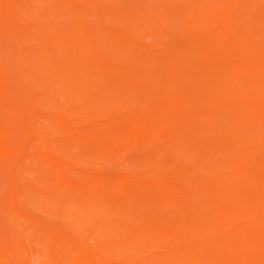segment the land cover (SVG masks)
<instances>
[{"label": "rangeland", "instance_id": "374dc122", "mask_svg": "<svg viewBox=\"0 0 264 264\" xmlns=\"http://www.w3.org/2000/svg\"><path fill=\"white\" fill-rule=\"evenodd\" d=\"M0 4V264H54L50 253L65 244L84 249L88 264H264L259 245L203 246L193 232L227 202L264 215L253 187L210 180L232 163L251 167L245 143L257 147L251 158L264 167V111L261 117L242 108L264 104V80L247 69L193 73L191 80H203L191 84L178 79L189 56L203 59L201 51L217 66L250 62L264 77V0ZM95 59L104 68L90 66ZM78 61L87 65L82 72L72 69ZM171 61L161 77L145 66ZM119 70L135 84L119 79ZM173 105L179 112L170 125L91 133L119 115ZM52 111L70 129L49 117ZM121 174L129 176L126 189L107 184ZM247 214L251 234L264 240ZM124 216L135 226L174 231L130 246L95 227ZM218 233L233 237L230 228Z\"/></svg>", "mask_w": 264, "mask_h": 264}, {"label": "bare ground", "instance_id": "6f19581e", "mask_svg": "<svg viewBox=\"0 0 264 264\" xmlns=\"http://www.w3.org/2000/svg\"><path fill=\"white\" fill-rule=\"evenodd\" d=\"M1 4L3 5V3ZM226 29L227 28H225V30ZM59 52L62 53L63 57L65 58L67 62H70L71 64L75 62V59H73L70 56V54L67 53L64 49L62 48L59 49ZM199 56H202L203 59L197 60L196 57L194 56H189L187 58L186 67L182 69L180 75L178 76V79L182 83L191 84L193 82L203 80V79L195 80L194 77H193V80H191L190 76L193 73L205 74L204 76L210 77V76H215L220 73L228 74L231 72V70H234V69L235 70L242 69L243 71H246L247 69V71L249 72V76L250 77L253 76L252 78H255L256 81L260 82L264 80V77L261 73L257 72V70L251 69L250 62H245V61H237V62H232V63L226 62L224 64H221L220 66H217L216 63H213L210 60L209 56L206 55L205 51L199 52ZM48 65L51 67V69H55L53 63H48ZM172 65L173 64L171 61L169 65L165 64V65H162L161 67H157L156 65H153L151 62H147L145 66L147 67V69H150V70L153 69L154 74H156L155 77H157V75H160L161 77L163 76L162 70L165 71L171 68ZM90 66L99 67L100 69L104 68L102 61H98L96 59L92 60V64ZM86 68H87V65L85 64V62L78 61V63L74 65L72 69L76 72H80V71L82 72ZM218 68H220L221 70ZM51 71H54V70H51ZM116 73L119 79L121 78L123 81H125L124 83L135 84L130 79V77L127 76V74H125L124 71L119 70V71H116ZM169 77L173 79L175 75L171 74L169 75ZM209 77H205V78H209ZM123 81H120V82H123ZM82 88H86V84L83 85ZM136 89L141 90L140 92H143L147 88L144 87L142 89L141 88H136ZM222 104L226 105L225 103H222ZM242 108L245 111L254 112L255 114L262 117L261 114L264 111L263 110L264 104H260L256 102H248V103H245L242 106ZM178 112H179L178 108H176V106L173 105V106H170L167 111L146 110L142 115L138 117L137 116L133 117L132 115H129V114L119 115L117 116V118L114 119V121L110 125H103L101 127H96L91 131V133L94 135L100 134L102 132L108 133L112 130L114 131L115 128H117L119 130L121 129L123 134L132 135L135 133V131L140 132L144 130L146 126H149L151 124L165 122L170 125L172 123L171 119ZM59 116L60 114L58 113V111H52L49 114V117H51L54 121L56 120V123L59 124L61 127H63L64 129H70V126L68 125V123L62 121L59 118ZM13 146H10V147H13ZM242 148L244 149L243 152H244V157L246 158L245 159L246 163H248V161H251L248 163V164H251V167L249 166V169H248V167H241L240 165H236L235 163H232V164H229L227 168L221 169L220 171H215L214 173H212L210 175V178H211L210 180L216 183L223 181L224 184H226V182H228L230 179L240 180L241 190L249 191V188L253 187L252 190H254V192H252L251 194L249 191V194L251 196L253 195L255 197L257 196V197H261L264 199V167L258 166L257 163H255V161L251 158L252 152L256 150L257 147L245 143ZM8 153H9V150L5 149V154H8ZM248 164L246 165L248 166ZM49 165L51 164L49 163ZM128 178H129L128 175L121 174L115 178H108L106 181H107V184L112 185L119 190H124L129 185ZM96 182H97L96 179L92 177L91 183L94 184ZM82 188L83 187L75 186L76 190H82ZM226 204L228 206L224 208L221 207L220 209L216 210V212L212 215V217H205L203 222H199L198 225H196L193 228V232L195 234H198V236L199 237L201 236V238L203 237V240L202 239L200 240L201 244L203 246L204 245L205 246L206 245L231 246L233 243L236 242L238 246L241 248H245V245H248V244H251L253 247H256L257 245H259L260 247L264 248V240L259 242L257 239H255L253 235L251 234L254 228H249L247 226L248 225L247 222L244 221V219L248 215L247 214L248 212L252 220L254 219L253 224L257 227L258 231L263 235V238H264V215L262 213L256 214L257 213L256 210L251 209L250 211L249 208H248V211H245L244 210L245 206H243L240 203L232 204L231 202H227ZM124 217L126 218H123L121 220H113V219L110 220V219H107V217H105L104 220L95 227L102 228L105 236L112 235V236L117 237L121 241L122 239L128 240V245L130 246H136V244L145 242L146 240H148L147 238L150 235L156 234L160 236H168V235H171L174 231V229L162 228V227H158V225L153 226V225H149L148 223L147 224L141 223L142 225L135 226V224H132L131 222H129V220L127 219V216H124ZM225 228L226 229L230 228L231 233H233V237H231L229 234L226 236L219 235L218 232ZM59 249H54L49 255L50 259L53 260L54 264H66V263L67 264H74V263L75 264H88V258L85 256L86 252L81 247H75L72 245L65 244L63 246L61 245Z\"/></svg>", "mask_w": 264, "mask_h": 264}]
</instances>
